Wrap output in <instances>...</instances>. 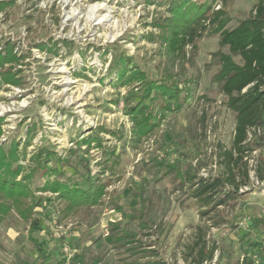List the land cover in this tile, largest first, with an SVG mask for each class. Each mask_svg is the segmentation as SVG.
Wrapping results in <instances>:
<instances>
[{
	"label": "rangeland",
	"instance_id": "1",
	"mask_svg": "<svg viewBox=\"0 0 264 264\" xmlns=\"http://www.w3.org/2000/svg\"><path fill=\"white\" fill-rule=\"evenodd\" d=\"M173 1L0 0V48L17 58L0 68V147L16 139L22 150L32 136L18 179L30 175L38 198L28 221L10 202L0 213V264H37L32 238L51 264H193L197 242L214 248L204 264H264V181L254 172L264 166V127L250 134L251 182L234 203L202 213L185 179V172L222 173L236 116L215 80L221 65L214 53H230L218 35L205 32L179 58L167 50L160 25ZM192 1L226 11L231 28L261 0ZM119 57L181 90L168 108L161 98L145 99L158 117L140 140L130 112L145 87L118 81ZM7 71L16 83H4ZM42 149L53 153L48 166L61 180L84 189L104 184L99 204L66 216L55 193L40 191L55 178L34 168L30 158Z\"/></svg>",
	"mask_w": 264,
	"mask_h": 264
},
{
	"label": "trees",
	"instance_id": "2",
	"mask_svg": "<svg viewBox=\"0 0 264 264\" xmlns=\"http://www.w3.org/2000/svg\"><path fill=\"white\" fill-rule=\"evenodd\" d=\"M214 8L215 6L207 2L197 4L192 0H174L170 7L171 16L160 25L167 50L176 58L185 55L186 46L194 45L205 32L218 35L220 46L229 47L230 53L220 49L214 56L218 57L221 65L215 80L221 84L222 91L228 97L227 104L236 116L233 145L220 154L222 164L220 175L214 178H198L185 172L189 176L185 179L193 184V187H190L191 194L199 202L203 209L202 213H206L210 208L234 203L244 189H247L251 182V168L247 158L248 153L252 151L250 134L256 135L258 130L264 127V1L255 4L250 16L231 28L228 26L231 19L227 12ZM2 50L3 48H0V68L6 63L16 62L13 49L6 48L4 52ZM233 55L240 56L241 63L236 62ZM114 66L118 69V81L128 85L138 82L145 87L143 98L130 112L133 135L137 140L143 139L153 132L156 127L155 119L158 117L157 114H153L151 104H146L145 99L161 98L165 100L167 108L171 107L172 103L180 99V87L170 80H150L122 57L114 62ZM3 79L4 83H16L11 71L3 73ZM134 96L135 94L132 95ZM31 140L30 135L25 140L22 150H19L21 141L18 142L16 139L12 140L8 148L0 147V200L6 203L3 204L5 205L2 207L3 212L0 213L8 212L10 202L27 221L38 205V198L30 186V175H23L21 179H18V176L24 171L20 161L27 157L26 150ZM44 152H39L30 159L36 164L34 168L46 170L45 174L51 171L55 178L53 180L48 178L40 191L55 193L65 204L63 211L66 216L79 209L99 204L105 193L104 184L84 189L78 184L61 180L57 176V170L48 166L53 153L49 150ZM254 172L259 181H264L262 164H259ZM257 223L258 220H255L254 224ZM32 240L37 247V264H51V254L44 249L38 239ZM198 245V250L194 249L191 256L192 263L204 264L211 261L214 248L207 250L203 242H197L196 246Z\"/></svg>",
	"mask_w": 264,
	"mask_h": 264
},
{
	"label": "bare ground",
	"instance_id": "3",
	"mask_svg": "<svg viewBox=\"0 0 264 264\" xmlns=\"http://www.w3.org/2000/svg\"><path fill=\"white\" fill-rule=\"evenodd\" d=\"M102 7H100V6H93L92 7V11H98L99 9H101Z\"/></svg>",
	"mask_w": 264,
	"mask_h": 264
},
{
	"label": "built area",
	"instance_id": "4",
	"mask_svg": "<svg viewBox=\"0 0 264 264\" xmlns=\"http://www.w3.org/2000/svg\"><path fill=\"white\" fill-rule=\"evenodd\" d=\"M218 9H219V7L217 8V10H218ZM259 130H260V129H259ZM259 130H258V131H259Z\"/></svg>",
	"mask_w": 264,
	"mask_h": 264
},
{
	"label": "crops",
	"instance_id": "5",
	"mask_svg": "<svg viewBox=\"0 0 264 264\" xmlns=\"http://www.w3.org/2000/svg\"><path fill=\"white\" fill-rule=\"evenodd\" d=\"M45 249V248H44ZM46 250V249H45Z\"/></svg>",
	"mask_w": 264,
	"mask_h": 264
}]
</instances>
